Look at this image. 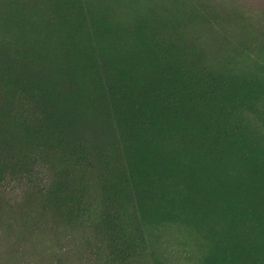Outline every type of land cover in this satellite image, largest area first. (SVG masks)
Wrapping results in <instances>:
<instances>
[{
    "label": "rangeland",
    "instance_id": "1",
    "mask_svg": "<svg viewBox=\"0 0 264 264\" xmlns=\"http://www.w3.org/2000/svg\"><path fill=\"white\" fill-rule=\"evenodd\" d=\"M0 264H264V0H0Z\"/></svg>",
    "mask_w": 264,
    "mask_h": 264
},
{
    "label": "trees",
    "instance_id": "2",
    "mask_svg": "<svg viewBox=\"0 0 264 264\" xmlns=\"http://www.w3.org/2000/svg\"><path fill=\"white\" fill-rule=\"evenodd\" d=\"M29 99H30V100H32V98H31V97H29ZM33 99H34V97H33Z\"/></svg>",
    "mask_w": 264,
    "mask_h": 264
}]
</instances>
